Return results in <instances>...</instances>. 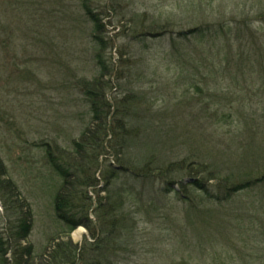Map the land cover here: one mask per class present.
<instances>
[{
  "label": "rangeland",
  "instance_id": "rangeland-1",
  "mask_svg": "<svg viewBox=\"0 0 264 264\" xmlns=\"http://www.w3.org/2000/svg\"><path fill=\"white\" fill-rule=\"evenodd\" d=\"M158 19L170 27L134 34ZM200 27L203 35L192 33ZM102 65L114 72L101 77V93L132 126L126 153L151 149L167 164L201 158L257 177L231 199H213L192 185L166 190L162 178H135L105 154L96 189L109 178L112 200L133 190L129 221L110 232L88 188L98 235L83 225L70 233L76 264H264V0H0V156L32 207L35 264L67 230L54 209L62 177L48 152L70 154L93 114L85 86ZM7 220L0 200V237Z\"/></svg>",
  "mask_w": 264,
  "mask_h": 264
},
{
  "label": "trees",
  "instance_id": "trees-1",
  "mask_svg": "<svg viewBox=\"0 0 264 264\" xmlns=\"http://www.w3.org/2000/svg\"><path fill=\"white\" fill-rule=\"evenodd\" d=\"M87 14L93 20L96 32H101L105 27L101 19L89 9H87ZM134 20L137 21L140 18L136 17ZM168 24L162 23L158 19L153 21V26L143 29L136 28L133 32L137 36L147 35L153 31L162 30L164 32L166 31L165 28L170 27ZM193 32L203 35L204 27L193 29ZM181 34L183 33H179V35ZM113 70L107 65H102L100 76L94 80L92 85L85 86L84 91L92 101L93 114L79 138L73 141L70 154L61 157L58 156V152H48L51 163L62 177V182L55 193L54 209L58 219L67 227V230L64 229L60 235L52 238L44 253L38 256L40 264H44L42 262L76 264L79 247L71 242L69 236L80 225L85 226L89 232L94 230L92 236L97 237L98 234L88 215L90 202H92L88 188H92L96 195V211L99 212L100 223L107 226L110 232L120 230L119 227L124 225L125 221H129L127 217L129 213H126L125 207L126 203L132 199L133 190L123 188L121 189L123 191L118 193V199L112 200L117 191H114L113 195L110 194L112 190L109 189L111 181L109 178L105 181L102 190L96 189L99 184L97 172L105 154L112 153L111 155L117 161L118 167H121L126 173H131L135 178H162L167 180L166 190H173L175 183L179 184L180 190L183 191L192 185L213 199L229 200L237 192L250 188L253 183L251 181L257 177L250 175L244 178L241 173L235 172L230 166L221 165L217 167L216 164L201 158L185 156L167 164L163 163L160 157L154 154L156 152L151 149L144 151L139 156H134L131 152L126 153L127 145L133 144L132 141L130 142L133 136L132 126L128 128L125 124L120 123V118L113 113L112 104L101 93L105 87L102 86L104 83L101 77L111 76ZM196 85L199 87L197 89L202 92L200 85ZM201 94L204 96L205 92ZM220 117L222 120L229 121L228 118L231 115L222 114ZM116 139L120 142L119 147L118 143L114 144ZM123 154H127L128 157L124 158ZM112 167H114L113 164L109 163L108 168ZM114 170L112 168V171ZM174 173L182 174V178H190L191 181L188 183H185V180L184 182L181 180L180 183L173 181L170 177L175 175ZM103 177L106 175L103 174ZM211 181H215L214 186L219 194L215 195V191L210 189L209 183ZM103 191L107 192L102 194ZM0 200L8 218L6 237H0V251H3L0 256L1 264H8L7 254L10 250L13 251L12 264H35L33 246L28 243L32 231V207L9 177L7 167L1 156Z\"/></svg>",
  "mask_w": 264,
  "mask_h": 264
},
{
  "label": "bare ground",
  "instance_id": "bare-ground-1",
  "mask_svg": "<svg viewBox=\"0 0 264 264\" xmlns=\"http://www.w3.org/2000/svg\"><path fill=\"white\" fill-rule=\"evenodd\" d=\"M83 235V230H78L76 233H75V237L80 239L81 236Z\"/></svg>",
  "mask_w": 264,
  "mask_h": 264
}]
</instances>
